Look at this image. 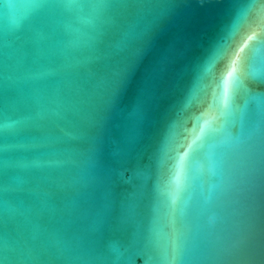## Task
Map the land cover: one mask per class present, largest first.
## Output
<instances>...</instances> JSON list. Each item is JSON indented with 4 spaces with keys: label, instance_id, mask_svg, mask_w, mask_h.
<instances>
[{
    "label": "water",
    "instance_id": "95a60500",
    "mask_svg": "<svg viewBox=\"0 0 264 264\" xmlns=\"http://www.w3.org/2000/svg\"><path fill=\"white\" fill-rule=\"evenodd\" d=\"M4 2L0 235L9 264H112L106 247L118 264H137L174 233L183 264H216L212 245L238 226L230 133L244 111L243 61L252 55L250 72L264 74V9L249 0ZM125 64L118 90L114 69ZM228 157L232 170H221Z\"/></svg>",
    "mask_w": 264,
    "mask_h": 264
},
{
    "label": "snow or ice",
    "instance_id": "6c2138e0",
    "mask_svg": "<svg viewBox=\"0 0 264 264\" xmlns=\"http://www.w3.org/2000/svg\"><path fill=\"white\" fill-rule=\"evenodd\" d=\"M249 2L252 7L264 9V0ZM105 6L127 8L137 6V0H105ZM15 7L6 0L3 3L5 10ZM261 43L264 44V40ZM251 65L252 55L242 64L243 79L238 92V107L244 111L238 114L230 133L239 148L235 153L237 167L232 181L238 226L229 239L217 238V243L212 245V254L207 259L216 264H264V74L253 75ZM128 71L129 64L114 69L118 90L125 86ZM8 100L5 88V105ZM20 102H27L23 95ZM233 162L232 157L221 160L220 169L231 171ZM8 248L7 239L0 235V264H9ZM106 249L112 264H118L120 255ZM183 251V241L174 233L166 245H151L148 252L137 256V264H183Z\"/></svg>",
    "mask_w": 264,
    "mask_h": 264
}]
</instances>
